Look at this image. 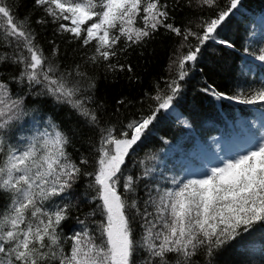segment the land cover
<instances>
[{"label": "snow or ice", "instance_id": "obj_1", "mask_svg": "<svg viewBox=\"0 0 264 264\" xmlns=\"http://www.w3.org/2000/svg\"><path fill=\"white\" fill-rule=\"evenodd\" d=\"M197 2L200 7L219 8V0ZM240 3L229 0L214 18L201 23L202 32H193L169 22L167 0H32L33 7L44 14L37 24L51 23L80 48L91 46L84 63H105L110 71L118 66L124 70L118 61L110 62L119 53L146 43L161 29L198 41L195 48L177 57L178 79L168 83V93L157 90L153 97L157 106L151 114L117 132L114 127H99L100 117L87 94L96 84L88 74L78 64L61 70L52 59L59 56V46L53 44L46 56L30 27L31 17L18 22L14 12L18 6L0 0V50L4 53L0 54V264H136L141 249L145 253L141 264H197L198 255L209 258L211 264L218 250L264 224V140L212 167L202 178H173L169 188L144 184L146 198L139 196L138 185L152 170L141 176L125 173L126 158L157 114L172 108L179 81L188 75L187 65L194 64L205 44L215 40L217 29ZM219 43L233 47L226 40ZM256 59L264 62V50ZM6 66L19 68L11 78L15 83L30 90L39 86L37 95L68 106L89 131L99 128L93 171L82 167L89 164L87 158L78 163L71 158L70 140L54 124L23 147L9 143V133L25 113L24 97L14 96L3 79ZM204 90L223 96L211 87ZM224 98L264 105V89L250 96ZM85 177L90 195L84 199L94 208L84 219L78 218V231L65 236L62 225L71 204L57 200H65ZM97 214L101 219H91ZM138 221L143 230L139 240L135 236Z\"/></svg>", "mask_w": 264, "mask_h": 264}, {"label": "trees", "instance_id": "obj_2", "mask_svg": "<svg viewBox=\"0 0 264 264\" xmlns=\"http://www.w3.org/2000/svg\"><path fill=\"white\" fill-rule=\"evenodd\" d=\"M8 2L18 6V9L14 8L18 22L31 17L30 27L46 56H50L53 44L59 46V56L52 59L60 65L61 70L78 64L81 71L95 82L96 87L87 94L92 96L90 106L100 117L99 127H114L117 132L125 130L127 123L151 114L157 106L153 99L157 90L168 93V83L178 79L177 57L198 44L195 37L184 40L182 36L161 29L146 43L119 53L110 62L118 61L124 70L118 66L110 71L105 63H84L85 54L91 55V46L80 48L78 42H70L69 34L57 33L56 26L51 23L37 24L36 21L44 14L33 7L32 0ZM167 2L171 8L170 23L182 31L190 29L202 32L201 23L214 18L215 12L226 8L229 0H219L217 9L200 7L197 0ZM260 17L264 24V0H241L238 9L217 29L215 40L208 41L197 61L187 65L188 75L179 81L180 91L173 100L172 108L157 114L156 120L126 158V174L141 176L145 170H152L150 176L138 185L141 198H146L144 184L153 188L157 185L169 188L172 187L173 178L189 179L188 175L183 176V171L199 164L198 155L192 152L205 148L212 150L216 147L215 138L218 141L248 134L259 135L261 127L254 124L264 123V105H246L224 97L250 96L255 90L264 89V62L256 59L264 50V34L257 38L254 36L260 26ZM0 39L3 37L0 36ZM224 40L233 47L219 43ZM0 54H4L2 50ZM7 54L11 55V51ZM128 67L132 68L131 72L127 70ZM18 72L19 68L6 66L3 75L13 95L24 97L25 114L9 133V143L23 147L25 141L42 133L51 123L68 136L70 143L67 152L71 158L77 163L81 158H87L89 164L82 167L93 171L98 155L99 128L89 131L68 106L56 103L49 96L37 95L39 86L30 90L26 85L15 83L11 78ZM208 87L223 96L206 92L204 89ZM120 99L125 101L123 105L118 103ZM87 180V177L82 178L65 200H57V203L71 204L69 218L62 225L65 236L78 231V218L84 219L94 208L84 199L85 195H90L86 188ZM91 219L99 220L101 217L97 214ZM142 231L138 221L135 224L137 240ZM70 243L66 242V250ZM144 255L142 249L138 251L136 264H141ZM196 260L197 264H208L209 258L198 255ZM211 264H264V224H257L249 233L218 250L211 258Z\"/></svg>", "mask_w": 264, "mask_h": 264}, {"label": "rangeland", "instance_id": "obj_3", "mask_svg": "<svg viewBox=\"0 0 264 264\" xmlns=\"http://www.w3.org/2000/svg\"><path fill=\"white\" fill-rule=\"evenodd\" d=\"M260 22L259 28L255 31L254 36L257 38L261 34H264V24H262V17L258 19ZM263 124V125H262ZM260 124L255 122L254 126H260L261 130L259 135L252 136L246 135L240 138H234L230 140L214 139L215 148L212 150L203 149V151L195 150L192 154L198 155L197 159L199 164L191 165V168H187L183 171V176H189V179L202 178L212 167L222 166L223 162L228 159H234L237 155L244 154L253 145L258 144L264 140V123ZM37 135V134H36Z\"/></svg>", "mask_w": 264, "mask_h": 264}]
</instances>
